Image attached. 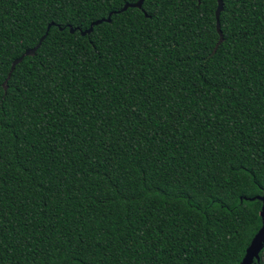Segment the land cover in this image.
<instances>
[{"label": "trees", "instance_id": "16d2710c", "mask_svg": "<svg viewBox=\"0 0 264 264\" xmlns=\"http://www.w3.org/2000/svg\"><path fill=\"white\" fill-rule=\"evenodd\" d=\"M223 2L219 47L218 0H0V264H241L262 226L264 0Z\"/></svg>", "mask_w": 264, "mask_h": 264}, {"label": "water", "instance_id": "95a60500", "mask_svg": "<svg viewBox=\"0 0 264 264\" xmlns=\"http://www.w3.org/2000/svg\"><path fill=\"white\" fill-rule=\"evenodd\" d=\"M145 0H137L136 2H134L133 4H137L136 6H132L133 8H142L143 6V3H144ZM130 8V7H127V9ZM224 8V2L223 0H218V9L216 11L217 13V20H218V29L220 30V15H221V12ZM121 11V10H120ZM111 15L112 13H110L109 17L108 18H103V19H99V20H96L94 22H92L89 26V28L85 29V30H82L81 29V33L82 35H86V34H89L92 32L93 28L95 25H98L100 23H102L103 21H108L110 22L111 21ZM54 23H50L48 25V30L47 32L44 34V36H42V38L40 39L39 43L31 48V49H28L26 50L21 56H19L18 58H16L13 62H12V65H11V71H13L15 65L17 63H19L24 56L26 55H33L35 53V51H37L39 49V47L41 46L43 40L46 38L47 34H48V31L50 29V27L53 25ZM60 29H64L63 27H60ZM69 30L71 33H74L76 31L75 28H73L72 26H69ZM11 75V73H10ZM253 199H259L261 202H262V209H261V212L260 214L264 213V191H263V194L262 195H259L257 196L256 198H252ZM261 218H262V226L260 227L261 228H264V215H261ZM259 229V230H260ZM258 230V231H259ZM257 234V233H256ZM255 234V236H256ZM255 236L253 237L252 241L255 239ZM251 241V243H252ZM251 243L250 245L248 246L247 250H246V254L241 262V264H255L256 260L259 259V256H260V252L263 250V248H260L259 250L258 249H253L249 255V252H248V249L249 247L251 246Z\"/></svg>", "mask_w": 264, "mask_h": 264}, {"label": "snow or ice", "instance_id": "6c2138e0", "mask_svg": "<svg viewBox=\"0 0 264 264\" xmlns=\"http://www.w3.org/2000/svg\"><path fill=\"white\" fill-rule=\"evenodd\" d=\"M188 3H189V6L192 7L194 10H196L197 13L199 14L200 7L203 6L205 3H207V0H188ZM136 5L137 4L131 3L130 0H124V5L122 6L121 11H127V7H132V6H136ZM216 19H217V13H216ZM203 20H204V17H201V20L198 21V23L203 22ZM220 26H221L220 31L223 33V36H224V42L223 43L220 42L221 38H220V34H219V36L217 38L218 39L217 45L219 44V47H220V45H223V44L227 43V41H228V37H226L224 35V31H223L221 24H220ZM89 39H91V38L89 37ZM217 45L214 46L216 49H217ZM206 55H207V60H211L213 58V56L215 55V53L213 51H207V49H206ZM13 71H14V69H13ZM7 79H11V76L9 75L7 77ZM11 87H14V85H8L5 81H0V89L3 90V91H0V98L6 99L7 98V94H6L7 90ZM252 175L255 176V173L253 172ZM262 190H264V187H262ZM261 215H264V213H262ZM237 235H239V233H237ZM260 248H264V228H261L257 232L255 239L252 241L251 246L248 249L249 255L253 249L259 250Z\"/></svg>", "mask_w": 264, "mask_h": 264}, {"label": "rangeland", "instance_id": "374dc122", "mask_svg": "<svg viewBox=\"0 0 264 264\" xmlns=\"http://www.w3.org/2000/svg\"><path fill=\"white\" fill-rule=\"evenodd\" d=\"M255 264H264V248L260 252L259 259L256 260Z\"/></svg>", "mask_w": 264, "mask_h": 264}, {"label": "flooded vegetation", "instance_id": "af4514ba", "mask_svg": "<svg viewBox=\"0 0 264 264\" xmlns=\"http://www.w3.org/2000/svg\"><path fill=\"white\" fill-rule=\"evenodd\" d=\"M59 26V25H58ZM61 26H59V28H60Z\"/></svg>", "mask_w": 264, "mask_h": 264}]
</instances>
